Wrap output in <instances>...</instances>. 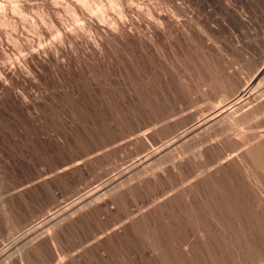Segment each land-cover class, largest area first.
I'll return each instance as SVG.
<instances>
[{"label": "rangeland", "instance_id": "rangeland-1", "mask_svg": "<svg viewBox=\"0 0 264 264\" xmlns=\"http://www.w3.org/2000/svg\"><path fill=\"white\" fill-rule=\"evenodd\" d=\"M134 1L139 6H122L126 14L123 22L127 28L145 29L144 33L154 38L151 41L105 40L108 28L91 27L88 33L93 34L77 35V40L63 45L57 43L54 53L45 48L58 33L63 35L61 25L65 22L68 29L74 26L59 3L21 0L25 18L7 12L16 27L11 31L0 27V252L8 247L9 259L19 253L16 247L22 242L17 240L24 234L50 216L70 209L95 188L102 190L113 177L120 180L132 175L139 168L132 167L147 156L144 152L174 139L197 117L202 119V114L231 99L233 96L221 98L219 91L227 76L241 83L234 96L247 83L250 87L263 84L264 0H184L188 4L179 17L183 16L187 35L169 26L154 31L149 18L141 15L140 10L146 7H169V0ZM33 22L35 27L30 26ZM216 76L220 77L217 82L213 79ZM261 128L255 127L256 131ZM212 133L201 134L203 142L196 140L204 144V138ZM137 135L146 141L144 149L134 141ZM197 141L191 140L189 145H198ZM63 167L69 168L57 172ZM196 171L193 167L187 176ZM175 180L145 187L135 199L127 198L119 207L109 204L98 212L102 220H89L70 231L61 248L81 252L105 217L120 219L140 206L147 207L156 195L159 198L161 192L165 195L178 187L180 181ZM184 229L175 234L181 242L190 233L189 228ZM133 242L122 240L116 249L94 252L80 263L156 264L154 256L140 245L143 241ZM178 246L174 248L180 253ZM52 254L54 249L50 248ZM34 258L28 264L46 261L44 257Z\"/></svg>", "mask_w": 264, "mask_h": 264}, {"label": "bare ground", "instance_id": "bare-ground-1", "mask_svg": "<svg viewBox=\"0 0 264 264\" xmlns=\"http://www.w3.org/2000/svg\"><path fill=\"white\" fill-rule=\"evenodd\" d=\"M20 2L21 0H0V27L2 29L8 28L11 31L16 27L15 21L7 14L8 11L11 14L20 15L19 18L23 17V6ZM52 2L53 4L59 3L74 22V26L69 27L70 29L64 22L65 24L61 25L63 35L58 33L47 44L48 48L45 49L53 53L57 43L60 45L63 42L64 44L65 42L71 43L77 40L75 38L80 34L91 35L93 31L88 33L91 27L108 28L106 33L104 32L105 40L137 38L141 44V41L149 42L153 38L150 33H144L145 29L142 32V29L127 28L128 25L124 24L126 14L122 6L130 8L134 0H106L104 3L102 0H52ZM169 2L170 6L165 9L156 8V5H154L155 8L145 6L144 11L140 10L141 15L149 18V24L152 25L154 31L169 26L176 28L181 35H187L188 31L181 19L183 16L179 17L185 10L186 2L184 0H169ZM141 8L143 7L140 6ZM45 11L50 10L46 8ZM110 14L113 15L110 16ZM30 26L35 27L36 24L33 22ZM88 38L91 39V37ZM99 38L102 37L99 36ZM12 41V43L15 42V40ZM19 41L17 40L18 43ZM107 45L109 46V43ZM5 68H8L7 65ZM1 77L0 83L3 82ZM216 77L213 78L214 81L220 78L216 79ZM237 82L227 76L225 86H221L219 91L221 98L228 100L229 96H233L231 99L224 104L216 106L213 104L215 107L211 112L202 114V119L201 116L197 117V120L179 135H174V139L171 137L172 140L161 143L159 148L144 152L147 156L137 161L132 167H139L132 175L129 174L130 176L124 178L122 176L120 180L113 177L112 180L110 179L111 182L109 180V184L106 183L108 184L106 187L103 185L105 188L101 185L102 190L95 188L96 190L94 189L89 196L83 197L84 200L73 203L70 209L61 211L55 217L50 216L43 221L44 224L41 223L42 225H37L24 234L17 240L22 242L16 247L20 249L19 253L15 252L16 249L13 254L15 252L14 255H17L9 259L11 253L6 254L7 247L6 251L0 252V264H28L32 262L33 257H44L46 260L44 264H82L83 262L80 263V261L85 260L84 256H91L94 252H105L108 249L114 250L122 240L134 241L135 244L140 243L139 240L143 241L140 245L143 244L146 247L142 248L147 249L158 264H264V128L256 131L257 127H264V80L263 84H255L256 86L253 87L247 83V86L234 96L233 92L241 84L240 81ZM253 127L254 130H251ZM209 130L213 133L206 139L204 138V144L199 143V136ZM202 136H207V134ZM191 140L197 141L198 145H189L192 143ZM134 141L139 143L141 149L147 145L146 141L139 136ZM193 167L197 168V171L192 174L194 176L191 177V174L187 176L190 171H193ZM67 168L69 167H63L57 172H65ZM175 179L180 181L179 186L165 195L161 192L159 198L156 195L147 207L143 209L141 206L137 207L135 213H126V216L120 219L107 220L105 217L103 224L89 235L91 240L88 244L86 243L87 247L83 246V250L80 249L81 252L78 250V253H72L70 248L66 249V246L65 249L61 248L62 239L65 236L68 237L70 231L83 227L82 225L89 220L99 218L102 220L103 217L99 215V211L109 208V204L119 207L125 204L127 198L135 199L136 194H139L137 192L145 187H157L162 184L161 182L170 181L169 183H172ZM184 180L185 183H183ZM184 228H189L190 233L183 237L185 239L181 242L175 234L178 230H185ZM177 244L181 246L180 253L177 252L178 248L177 250L174 248ZM50 248L54 249L52 255H49Z\"/></svg>", "mask_w": 264, "mask_h": 264}]
</instances>
